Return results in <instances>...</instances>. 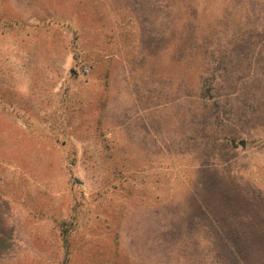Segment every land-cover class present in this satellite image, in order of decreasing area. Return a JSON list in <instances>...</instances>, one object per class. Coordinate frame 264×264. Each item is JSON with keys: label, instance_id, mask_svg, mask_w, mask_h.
I'll list each match as a JSON object with an SVG mask.
<instances>
[{"label": "rangeland", "instance_id": "374dc122", "mask_svg": "<svg viewBox=\"0 0 264 264\" xmlns=\"http://www.w3.org/2000/svg\"><path fill=\"white\" fill-rule=\"evenodd\" d=\"M170 1L0 0V264H209L201 165L264 197V39L227 81L177 49ZM190 1L203 35L227 9ZM208 78L207 98L240 89L218 113L253 105L258 119L207 130ZM205 130L236 144L200 147ZM260 199L245 208L258 224Z\"/></svg>", "mask_w": 264, "mask_h": 264}, {"label": "trees", "instance_id": "16d2710c", "mask_svg": "<svg viewBox=\"0 0 264 264\" xmlns=\"http://www.w3.org/2000/svg\"><path fill=\"white\" fill-rule=\"evenodd\" d=\"M170 2L180 15V20L175 17L173 22L174 24L176 20L179 21L180 38L177 49L183 54L189 53L191 49L197 51L199 56L202 55L204 70L215 65L214 73L221 70L220 75H224L222 76L224 79L234 81L238 76L236 70L244 63L241 57L257 49L262 50L261 44L259 48L256 42L264 39V0H224L227 9L221 13L215 25L209 27L207 32L204 30L206 33L204 35L202 23L197 17L199 15L197 3H192L190 0ZM230 16L231 22H227ZM167 22L171 25V19ZM219 29L222 33L218 32ZM250 41L255 43L252 44ZM233 84L226 83L228 85L226 87H229L231 92L225 94L220 90L223 94L216 96L211 94L208 98L203 91L209 88L212 92V81L209 78L204 80L203 88H199L196 97L203 103L201 119L204 123L208 121L204 124L207 130L215 127L216 123L219 125L225 121H234L233 125L238 127L254 123L252 117L258 119L254 116L256 114L253 112L257 109L253 105H248L247 111L243 106L233 109L232 105L221 110L220 113L216 111L219 107L228 105L227 103L222 105L219 102L220 98L229 101L231 97H239L240 89L234 88ZM206 85L209 87L205 88ZM211 119H213L212 124L209 122ZM199 134L197 139L200 147L214 148L215 145L220 144L226 146L225 143L233 146L236 144V137L230 133L209 134L207 131H199ZM199 173L194 195L203 202L199 204L193 221L198 228L200 227L198 230H203L198 238L204 236L207 253L210 252L209 264H263L264 222L260 223L262 225L258 224L253 215L245 209L247 202H257L260 199V193L256 188L241 182L237 174L231 173L228 165L203 163ZM261 200L264 201V197ZM3 235L4 233H0V236Z\"/></svg>", "mask_w": 264, "mask_h": 264}]
</instances>
